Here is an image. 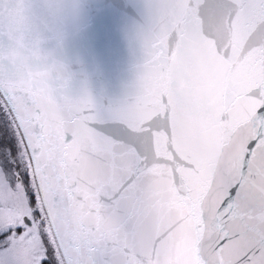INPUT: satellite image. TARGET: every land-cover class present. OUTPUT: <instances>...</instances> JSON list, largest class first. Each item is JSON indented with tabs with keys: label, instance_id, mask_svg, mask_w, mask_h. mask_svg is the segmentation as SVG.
<instances>
[{
	"label": "snow or ice",
	"instance_id": "obj_1",
	"mask_svg": "<svg viewBox=\"0 0 264 264\" xmlns=\"http://www.w3.org/2000/svg\"><path fill=\"white\" fill-rule=\"evenodd\" d=\"M134 102L102 115L0 73V264H74L60 217L87 208L120 264H264V0H155ZM116 248L98 264H115Z\"/></svg>",
	"mask_w": 264,
	"mask_h": 264
},
{
	"label": "water",
	"instance_id": "obj_2",
	"mask_svg": "<svg viewBox=\"0 0 264 264\" xmlns=\"http://www.w3.org/2000/svg\"><path fill=\"white\" fill-rule=\"evenodd\" d=\"M27 0H0V73L25 92L50 94L59 78L70 77L74 97L89 94L106 114L131 105L139 92L147 61L146 43L156 29L155 0H63L58 32L39 51H28L26 67L13 64L15 26L25 17ZM65 246L74 264H98L104 250L121 241L87 208L70 205L60 217Z\"/></svg>",
	"mask_w": 264,
	"mask_h": 264
},
{
	"label": "clouds",
	"instance_id": "obj_3",
	"mask_svg": "<svg viewBox=\"0 0 264 264\" xmlns=\"http://www.w3.org/2000/svg\"><path fill=\"white\" fill-rule=\"evenodd\" d=\"M24 19L15 26V47L11 52L13 64L26 67L28 51H39V43L51 39L62 23L63 0H27Z\"/></svg>",
	"mask_w": 264,
	"mask_h": 264
},
{
	"label": "rangeland",
	"instance_id": "obj_4",
	"mask_svg": "<svg viewBox=\"0 0 264 264\" xmlns=\"http://www.w3.org/2000/svg\"><path fill=\"white\" fill-rule=\"evenodd\" d=\"M0 205H3L5 209V216L9 215V212H18L22 210L21 196L19 193L9 189L7 184H0ZM34 255V248L27 242H18L17 256L20 264H35Z\"/></svg>",
	"mask_w": 264,
	"mask_h": 264
}]
</instances>
